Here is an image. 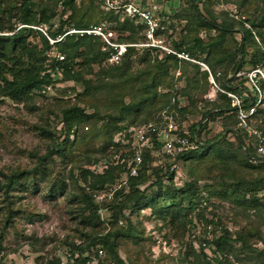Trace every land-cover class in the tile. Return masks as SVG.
<instances>
[{
	"label": "rangeland",
	"instance_id": "1",
	"mask_svg": "<svg viewBox=\"0 0 264 264\" xmlns=\"http://www.w3.org/2000/svg\"><path fill=\"white\" fill-rule=\"evenodd\" d=\"M23 1H5V10L3 14L0 12V20L3 22L2 34H8L10 27L17 28L19 8ZM47 1L35 0L34 3L43 6ZM166 1L172 10L179 7V0ZM180 3L179 17H174L175 24L173 23V27L170 24V31L165 37L171 43L176 41L185 45H191L196 38L204 42L216 39L217 32L195 23L197 18L189 0H180ZM75 4L76 12L72 17L74 21L80 20L81 17L84 22L100 21L113 34L114 41L121 39V33L108 28V20L98 14L90 2L75 0ZM197 7V12L202 17L231 26L233 29L231 34L225 36L219 49L211 53L214 56H224L226 52L232 53L236 50L243 25L248 29L251 23L257 25V21L262 19L264 24V0H201ZM89 10L93 13L87 14ZM32 13L38 16L39 8L34 7ZM258 31L261 37L255 35V45L248 47L249 53L243 60L245 65L233 79L234 84L245 81L244 85L250 88L244 75L252 69V50L254 46H259V49L264 51V26L259 27ZM124 35L123 33L122 36ZM168 35L171 37L168 38ZM135 37L139 41L142 39L140 32L136 33ZM27 42L37 47V51L41 49L42 43L38 35L31 33L27 36ZM100 42H94L93 45L95 48L103 47L101 51L105 50V43L102 40ZM84 51L86 47L80 46L77 52L81 57L74 58V70L84 74V79L89 70L94 73L87 91H84L82 85L61 81L53 88L34 92L23 103L1 98L0 171L5 174L26 172L29 176L10 191L11 207L17 215L9 227L5 224L8 208L0 193V264H56L57 261L67 264L72 253L77 254L78 247L86 249V255L93 259L102 256L101 259L106 264H114L104 248L91 247V243L98 234L105 236L115 231H125L130 226L135 233V239H116L117 252L124 264H193L200 246L206 244L203 240L210 242L225 231L231 238L229 245L222 254L214 253L215 248L206 244L205 253L209 258L217 259L220 264H262L261 259L252 250L261 251L264 248V189L252 193L246 187V182L264 178V169H253L244 165V157L237 148L233 135L223 130L230 128L234 137L241 136L244 147L256 148V139L249 138L237 124L226 125L230 121L227 119L226 122V117L224 119L213 115L206 122L207 127L201 135L205 142L220 136L216 144L222 151L213 148L207 157L201 158L200 161L192 160L186 165L180 161L173 163L177 166L174 172L178 186L184 182H192L204 200L207 198L205 202L208 205L203 216L207 220H213L212 232L208 233L205 221L196 216V209L194 212L186 210L188 201L182 203L180 219L171 225L169 220L162 221L158 216H151L150 211L145 209L135 214L126 211L123 217L117 215L118 220L115 221L113 212L117 214V210H110L109 207L100 213L99 223L89 221V214L82 199V188L85 186L83 170L90 167L93 171H100L104 164L93 165L105 158H111V163L115 162L112 158L114 155L111 154L113 148L109 147L110 136L113 135L114 126L117 124L115 119L125 115V123L131 121L141 124L158 114L165 103L171 108L174 104L180 107L189 105L190 112L183 114L186 116V122L183 124L187 127L201 121L202 115L207 111L215 114L221 102L219 99L213 102L205 100L210 86L208 77L202 79L201 74H207L198 65L184 66L180 77H177L179 71L172 69L164 76L155 64L154 54L137 52L130 59L129 69L124 76H101L99 70L110 69L111 65L107 60L101 64H89L83 59L86 58ZM73 52L67 53L69 56L63 54L62 61L64 58L65 61L71 58ZM200 58L203 61L204 56ZM195 60L198 61L196 58ZM49 62L47 59L45 65ZM208 67L212 73H221L218 79V84H221L228 65L216 67L215 71L209 65ZM262 71L264 72V69ZM193 80L195 85L190 86ZM153 84L156 92L152 88ZM148 96H151V99L149 97L138 111L130 115L121 112L122 106ZM76 104L87 114L94 116L90 122L79 126L84 140L66 152L67 157L61 154L51 155L55 140L45 138L40 129H47L58 136L62 110ZM109 116L115 119H109ZM96 161L99 162L95 163ZM121 180L124 182L125 176H121L107 192L95 194L94 202L99 207L112 204V199L107 196L112 194V190L119 188ZM153 182V176H146L144 186ZM149 190L150 194L151 188ZM102 195L105 197L99 198ZM175 197V201L180 200L179 194ZM169 200L166 199L167 202ZM237 234L245 238L249 248L235 242ZM99 250L103 251L102 255L98 254ZM94 262L96 261L92 260L90 264Z\"/></svg>",
	"mask_w": 264,
	"mask_h": 264
},
{
	"label": "trees",
	"instance_id": "2",
	"mask_svg": "<svg viewBox=\"0 0 264 264\" xmlns=\"http://www.w3.org/2000/svg\"><path fill=\"white\" fill-rule=\"evenodd\" d=\"M5 1L6 0H0V12H2V14L5 10ZM34 1L35 0H24L20 5V17L17 24V28L21 26L20 29L10 27L8 35L2 34L3 22L0 20V101L1 98H7L16 103H23L25 100L29 99L34 92L40 89L44 91L47 88H53L56 83L61 81L72 82L75 85H82L84 86V91H87L89 85L92 82L91 77L94 76V73H92V70H89L86 72L84 79V74L79 72V70H74V67L76 66V64H74V58L81 57L80 53L77 52L79 47H86V51H84L86 58L83 59L88 61L89 64H101L108 58L109 51L107 49L101 51L103 47L95 48V45H93L94 42H100V39L97 38H80L77 36H71L67 37L62 43L56 44L55 47H49L47 40L42 36L41 33L25 26H47L50 30L49 32L51 36L55 37L68 28L84 29L88 28L89 26H99L102 23L100 21L96 23L84 22L82 17L80 20L74 21L72 17L76 12L75 0H48L43 6H38L34 3ZM87 1L90 2V5H93L94 10L98 14L103 16L104 19L108 20L106 21L109 24L108 28L111 30L113 29L112 31H117L118 34L121 33V39H119L117 42L136 43L139 41V39L135 36L136 33L141 32V28L136 26L133 21L113 13L104 12L95 0ZM189 2L197 18L195 23L198 22L200 27L210 31H215L218 33V35L216 39H209L207 42L196 38L192 42L193 45H185L183 42L180 43L176 41L171 43L170 41L172 49L177 52L187 54L194 60L196 58L198 61H201L200 59H202L200 56H204L202 62L205 61L204 63H207L211 69H213V71H215L214 69L216 67H221L223 64H227L228 70L223 74V81L220 85L235 94H242L244 91L249 92L250 88L244 85L245 81L241 80L243 82H239V84H233L232 80L236 78L235 76L240 72L241 68L244 67V57L249 53L248 47L255 45V35H257V37H261V33L258 31V28L264 26L263 19L257 21V25L255 23H251L250 28L248 29H246L243 25V30L239 32L241 38L240 42L237 43L236 50L232 51V53L226 52L224 56L222 54L219 56H214L211 53L219 49V47L223 44L225 36L227 34H231L233 29L231 26L228 27L226 25L218 24L216 21H209L205 17H202L201 14L197 12V5L201 2V0H189ZM180 5L181 3L179 2V7ZM34 7L39 8L38 16L32 13V9ZM178 8L177 11H174L172 14L171 27H173V23L175 24L174 17H179ZM66 13H69V15H66ZM91 13H93L92 10H89L87 14ZM53 21H58L59 23L58 28L55 30H52L51 26V22ZM31 33L38 35L41 40V49L38 51L37 47L31 46L27 42V36H29ZM123 33L125 34V37L122 36ZM167 37L170 38L171 36L168 35ZM254 47L255 48L252 50L250 65L252 68L259 66L260 68L264 69V51L259 49V46ZM69 52H73V56L71 58H67L66 61L64 58L65 62H60L58 55L62 56L63 54H67ZM137 52L148 53L145 50L129 48L124 54V57L119 65L111 66L110 69L107 70H99V74H101V76H124L129 69L130 59L134 54L136 55ZM67 55L69 56V54ZM154 56L155 64L159 70L162 71L164 76L167 75L168 71L172 69L175 71L178 70L179 76L177 77H180L181 70L184 66H193L189 64V62L179 61L174 57L162 58L160 55ZM47 59L50 62L45 65ZM229 76H233L234 78L227 80ZM86 77L89 78L86 79ZM201 77L204 80L205 78L207 79L205 74H201ZM192 85H195L194 80L190 82V86ZM152 88L155 91L154 84ZM149 97L151 99V96H148V98L145 97L138 102H130L128 105L122 106L121 112H123V114L125 113L130 115L132 112L138 111L140 107L149 100ZM153 98H155V96ZM217 99H219L221 102V106L216 108L218 110L215 112V114H212V111H207L202 115L201 121L189 124L187 126L186 136L189 139V143L192 144L194 148L185 152L178 158V161H180V163L183 162V165H186L187 162H191L192 160L200 161L202 160L201 158H206L209 151H211L213 148H215L217 151H222L219 149V145L216 144L220 136L210 140L209 142L202 140L201 135L207 127L206 122L209 120V118H211L213 115L222 117L224 119L226 117V122L228 121L227 119L230 120L226 123V125L232 123L235 126L238 123L236 110L231 106L230 100L221 94L218 95ZM250 102L251 100L247 99L244 102V107L248 108ZM188 107L189 105L180 107L178 104H174L173 108H171L170 105L167 106L165 103L158 114H155L147 122L154 121L161 115V113L165 112L172 116L175 121L182 124L186 122V116L183 114L190 112ZM93 118V115L87 114L86 111L77 104L63 109L61 112L58 136L56 133L50 132L47 129H40V133L45 138L55 140L54 148L50 154H61L67 157L66 152H69L70 149H73L78 143H82L84 140V137H82L83 134L81 131H79V126L81 124L83 125L90 122ZM108 118L112 119L113 117L109 116ZM114 119L115 118H113V120ZM124 120L125 115L115 119L118 125L116 124L117 126H114V133L109 139V147L113 148V153L111 154L114 156H119L118 162L111 163V158H105L102 160V162L93 165L99 166L104 164L100 171H93L90 167L87 168V170H83L82 178L85 186L82 188V199L85 203L86 211L89 214V221L91 223H99L100 213L109 207L110 210H117V214L113 212V219H115V221L118 220V216L123 217L124 212L126 211H128L130 214H135L145 209L150 211L151 216L153 215L156 218L158 216L162 221L169 220V224L171 225L175 223V220L178 218L180 219V212L183 210L182 203L188 201L186 210L189 212H194L196 209V211H198L196 216H199L205 221L207 228L210 227L208 233L212 232L213 230L211 229V225L214 224L213 220H207L203 216V212L206 211L208 205L206 204L207 202H205L207 201V198L204 200V198L201 196V193H198L197 187L192 182H184L178 186V179L175 178V172L170 171L169 165H167L165 168H159L155 165L156 159L145 153L143 155L142 167L138 174L133 177L129 176L127 162L131 158V155L126 151L124 146L115 144L113 141L115 134L121 129V127H123V125H136L131 121H127L125 123ZM249 124L253 128L261 131L262 135L264 136V107H259L257 109L256 114L252 117ZM81 128L83 130V127ZM223 131H228L229 134L231 133V136L233 135L232 137L234 141H236L237 148L244 157L243 160L246 167L253 169H264V154H258L255 147H244L243 138L238 135L234 137L232 129L225 128ZM249 138L253 139V137ZM227 143L229 144V142ZM97 162L99 161H96L95 163ZM28 176L29 175L26 172L5 174L0 171V193L3 196V203H6L8 208L7 214L5 215V224L8 227L13 224L14 216L17 215V212H14L11 207L9 195L10 191L14 189L16 185L20 184L22 179ZM121 176H125V180L124 182L121 180L119 188L112 190V204L110 203V205L99 207L94 202L93 196L97 193L107 192V189L115 185L116 181L121 178ZM146 176H153L154 178V182L148 186H144L146 182ZM246 185V187H248L249 191L252 193L258 192V190H261L262 188L264 189V178L248 181L246 182ZM150 188L151 192L149 194ZM177 194H179L180 200L175 201L174 199L176 198L175 196ZM166 199L170 200L167 202ZM195 200L197 201L194 202ZM187 211L186 213H188ZM132 230L133 229L130 226L125 231H115L114 233L106 234L105 236L98 234L93 239L91 247L104 248L114 264H124V261L119 257L117 252L116 239L119 237L135 239V233H133ZM230 239L231 238L228 232L225 231V233L223 232L222 235L214 237L210 242L205 239L203 241L204 243L210 244L215 248L214 253L220 252L223 254L229 245ZM235 242L239 243L245 248H249L245 238L239 234H237ZM206 244H204V246H200L199 252L196 254L193 264H220L217 259L209 258L208 254L205 253L204 247H206ZM262 244L264 245V243ZM76 250L77 254L72 253L67 264H90L92 263V260L96 261L94 264H106L105 261L101 259L102 256H96L97 253L95 254L97 258L93 259L89 255H86V249L78 247ZM252 251L258 256L259 259H261L262 264H264V248L261 251L255 249ZM56 264H60V262L57 261Z\"/></svg>",
	"mask_w": 264,
	"mask_h": 264
},
{
	"label": "built area",
	"instance_id": "3",
	"mask_svg": "<svg viewBox=\"0 0 264 264\" xmlns=\"http://www.w3.org/2000/svg\"><path fill=\"white\" fill-rule=\"evenodd\" d=\"M95 1L104 12L128 18L136 26H139L141 28V41L137 43H118L113 40V34L106 29L104 24L89 26L84 29L68 28L55 37L51 36L47 26L25 27L41 33L51 48L71 36L100 39L105 43V48L109 51L107 62L111 66L119 65L129 48L146 50L150 53L158 54L160 57H174L179 61H186L200 66L201 70L207 74L210 86V91L205 95V100L213 102L217 100L219 94L226 96L230 100L231 106L236 110L239 129L249 137L255 138L257 153L260 155L264 154V136L261 131L249 124L257 109L264 107L263 68L256 66L244 75L250 85V92L244 91L242 94H235L218 84V79L221 77L220 72L212 73L205 63L196 61L187 54L172 49L170 41L165 37L170 31V17L162 12L159 3L153 0ZM51 26L52 30L57 29L59 26L58 21L51 22ZM20 28L21 26L18 27V29ZM58 59L62 61L63 57L58 55ZM247 99L251 100L248 108L244 107V102ZM186 135L187 127L163 112L152 122L130 126L123 125L115 134L113 141L115 144L124 146L126 151L130 153L131 158L127 162V168L129 176L133 177L140 171L145 153L156 159L155 165L159 168H165L169 165L170 171L174 172L177 166L173 163H177L180 156L194 148L189 143ZM118 157H113L116 163L119 160ZM104 197L105 195H102L99 198ZM107 197L111 200L112 194ZM98 254L102 255V250H99Z\"/></svg>",
	"mask_w": 264,
	"mask_h": 264
},
{
	"label": "crops",
	"instance_id": "4",
	"mask_svg": "<svg viewBox=\"0 0 264 264\" xmlns=\"http://www.w3.org/2000/svg\"><path fill=\"white\" fill-rule=\"evenodd\" d=\"M153 1H155L156 3H159V7L161 8V10H162V12H164L165 14H168L169 15V17H170V21H171V17H172V14L174 13V11H177V9H175V10H172V7H170V4H169V2H167L166 0H153ZM179 2H180V0H179ZM148 52V51H147ZM150 53V52H149ZM152 53V52H151ZM153 54V53H152ZM154 55H156V54H154ZM158 55V54H157ZM162 58H166V57H162ZM200 62H202V61H200ZM204 63V62H203ZM191 64V63H190ZM208 66V65H207ZM232 78H234L233 76H229L228 78H227V80H229V79H232ZM234 80H232V83L234 84V82H233ZM249 92H250V90H249Z\"/></svg>",
	"mask_w": 264,
	"mask_h": 264
}]
</instances>
